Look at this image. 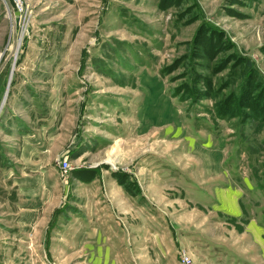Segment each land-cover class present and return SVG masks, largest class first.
Listing matches in <instances>:
<instances>
[{
  "label": "rangeland",
  "instance_id": "374dc122",
  "mask_svg": "<svg viewBox=\"0 0 264 264\" xmlns=\"http://www.w3.org/2000/svg\"><path fill=\"white\" fill-rule=\"evenodd\" d=\"M182 253L264 264V0H0V264Z\"/></svg>",
  "mask_w": 264,
  "mask_h": 264
},
{
  "label": "built area",
  "instance_id": "2783aa9c",
  "mask_svg": "<svg viewBox=\"0 0 264 264\" xmlns=\"http://www.w3.org/2000/svg\"><path fill=\"white\" fill-rule=\"evenodd\" d=\"M65 162V161H64ZM66 163V162H65ZM64 168H66V165H64ZM181 262L183 264H194L193 261L186 255V254H181L180 255Z\"/></svg>",
  "mask_w": 264,
  "mask_h": 264
},
{
  "label": "bare ground",
  "instance_id": "6f19581e",
  "mask_svg": "<svg viewBox=\"0 0 264 264\" xmlns=\"http://www.w3.org/2000/svg\"><path fill=\"white\" fill-rule=\"evenodd\" d=\"M117 141H119V140H117ZM114 148L112 147V149L111 150H113ZM116 150V149H115Z\"/></svg>",
  "mask_w": 264,
  "mask_h": 264
}]
</instances>
